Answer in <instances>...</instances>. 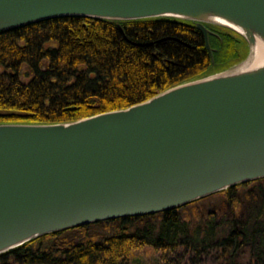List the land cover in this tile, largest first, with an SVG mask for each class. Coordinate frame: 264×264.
Wrapping results in <instances>:
<instances>
[{"label":"water","instance_id":"obj_1","mask_svg":"<svg viewBox=\"0 0 264 264\" xmlns=\"http://www.w3.org/2000/svg\"><path fill=\"white\" fill-rule=\"evenodd\" d=\"M66 16L166 18L234 31L224 69L125 108L56 123H0V255L38 236L184 206L264 178V0H0V32Z\"/></svg>","mask_w":264,"mask_h":264},{"label":"trees","instance_id":"obj_2","mask_svg":"<svg viewBox=\"0 0 264 264\" xmlns=\"http://www.w3.org/2000/svg\"><path fill=\"white\" fill-rule=\"evenodd\" d=\"M206 47L194 23L50 18L0 32V123L67 122L125 108L243 59L229 29ZM148 255V256H147ZM264 264V178L184 206L33 238L0 264Z\"/></svg>","mask_w":264,"mask_h":264},{"label":"bare ground","instance_id":"obj_3","mask_svg":"<svg viewBox=\"0 0 264 264\" xmlns=\"http://www.w3.org/2000/svg\"><path fill=\"white\" fill-rule=\"evenodd\" d=\"M253 56L252 60L248 62L244 68H249L252 66H255L257 64H260L261 62L264 61V44L263 43H258L255 48H253Z\"/></svg>","mask_w":264,"mask_h":264},{"label":"rangeland","instance_id":"obj_4","mask_svg":"<svg viewBox=\"0 0 264 264\" xmlns=\"http://www.w3.org/2000/svg\"><path fill=\"white\" fill-rule=\"evenodd\" d=\"M148 256V255H147ZM206 264H212V263H206Z\"/></svg>","mask_w":264,"mask_h":264}]
</instances>
